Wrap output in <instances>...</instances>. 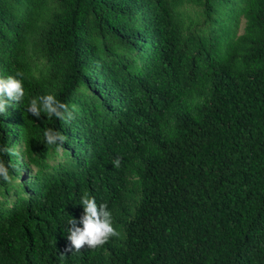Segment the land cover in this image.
I'll use <instances>...</instances> for the list:
<instances>
[{"label": "trees", "instance_id": "16d2710c", "mask_svg": "<svg viewBox=\"0 0 264 264\" xmlns=\"http://www.w3.org/2000/svg\"><path fill=\"white\" fill-rule=\"evenodd\" d=\"M17 71L75 110L24 138L42 191L0 179V264H264V0H0ZM85 191L120 235L61 259Z\"/></svg>", "mask_w": 264, "mask_h": 264}, {"label": "clouds", "instance_id": "9594fccd", "mask_svg": "<svg viewBox=\"0 0 264 264\" xmlns=\"http://www.w3.org/2000/svg\"><path fill=\"white\" fill-rule=\"evenodd\" d=\"M24 73L17 71L15 75L0 77V120L4 134L11 137L16 142L0 146V155L6 160L0 159V179L4 182H12L13 177L9 173V168L15 174L14 182L24 183L30 178H35L39 188L43 189L44 180L37 175L38 165L27 157L23 151L25 147L24 138L31 134L35 123V118H39L41 111L48 117L55 116L65 123L73 119L72 111L65 103L57 100L53 95H44L38 98L29 99L22 80ZM45 143L47 145H63L67 137L59 131L53 129L44 130ZM56 158V156H55ZM54 159V162L59 161ZM50 161V159H49ZM113 166L120 167V158L113 160ZM7 164V165H6ZM24 176H28L24 181ZM42 181V182H41ZM11 200L14 192L8 195ZM24 197V193H22ZM27 197V194H25ZM3 195L0 194V200ZM80 205L83 207V215L79 221L75 218L68 220L67 241L68 245L60 252L61 259L68 253L80 252L83 247L96 249L108 242L110 237H119L120 233L113 227L112 213L108 210L107 204L97 205L95 198L91 197L87 191L80 198ZM79 224V226H77Z\"/></svg>", "mask_w": 264, "mask_h": 264}, {"label": "rangeland", "instance_id": "374dc122", "mask_svg": "<svg viewBox=\"0 0 264 264\" xmlns=\"http://www.w3.org/2000/svg\"><path fill=\"white\" fill-rule=\"evenodd\" d=\"M241 30V29H240ZM61 157H60V155H59V153L56 155V158H55V160H58V159H60ZM50 163H52V161H49Z\"/></svg>", "mask_w": 264, "mask_h": 264}]
</instances>
